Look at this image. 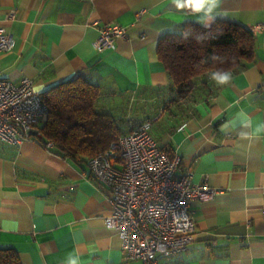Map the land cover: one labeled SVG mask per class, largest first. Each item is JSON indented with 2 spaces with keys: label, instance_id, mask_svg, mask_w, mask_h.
<instances>
[{
  "label": "crops",
  "instance_id": "0c3cea01",
  "mask_svg": "<svg viewBox=\"0 0 264 264\" xmlns=\"http://www.w3.org/2000/svg\"><path fill=\"white\" fill-rule=\"evenodd\" d=\"M221 10L217 20L264 24V0H222ZM185 21L195 17L177 14L170 0H0V26L15 41L0 53V76L15 83L28 77L41 94L87 77L100 85L97 103L110 111L123 100L157 101L149 110L157 113L152 137L180 155L179 173L190 169L193 183L216 192L190 202L196 230L188 248L155 264H264V133L252 134L264 124V28L253 35L252 60L232 72L230 85L217 86L207 74L192 97L163 107L170 79L157 43ZM103 23L124 26L127 36L97 51L92 42ZM241 112L252 120L243 129L247 137L238 123L220 130ZM109 209L87 162L33 138L0 142V248H13L20 264H65L68 254L80 264H142L126 258L116 230L104 225Z\"/></svg>",
  "mask_w": 264,
  "mask_h": 264
},
{
  "label": "built area",
  "instance_id": "2783aa9c",
  "mask_svg": "<svg viewBox=\"0 0 264 264\" xmlns=\"http://www.w3.org/2000/svg\"><path fill=\"white\" fill-rule=\"evenodd\" d=\"M7 17L14 18L15 11ZM262 28L264 24L249 26L253 35ZM97 29L92 42L97 51L127 36L119 24L103 23ZM14 45L11 34L0 26V53ZM47 115L42 94L31 79L23 77L15 83L0 76V142L18 145L31 138L39 142V125ZM150 126V121H144L119 134L87 160L90 177L109 204L104 225L116 230L126 258L142 264L185 251L196 230L190 202L211 200L216 192L206 182L193 183L190 169L179 173L180 155L163 148L150 134ZM40 144L46 149L53 146L50 140Z\"/></svg>",
  "mask_w": 264,
  "mask_h": 264
},
{
  "label": "trees",
  "instance_id": "16d2710c",
  "mask_svg": "<svg viewBox=\"0 0 264 264\" xmlns=\"http://www.w3.org/2000/svg\"><path fill=\"white\" fill-rule=\"evenodd\" d=\"M189 27L193 35L184 39L182 32ZM204 33L212 35L197 43L194 36ZM213 54L223 57V63L213 61ZM157 55L170 79V95L162 102L165 107L167 103H180L192 97L200 77L216 69L234 72L244 67L254 56V36L249 27L238 22L216 20L210 29H205L196 22L185 21L178 31L166 32L159 38ZM101 93L98 83L79 75L43 92L48 115L39 125V143L50 140L58 154L76 163L87 162L119 134L139 126L141 119L152 124V117L157 114H150L149 110L156 109L158 102L146 103L142 99L132 101L130 107L129 100H123L112 112L97 103ZM128 110L134 114L126 117ZM153 131L152 127L150 134ZM0 264H20L18 253L10 247L0 248Z\"/></svg>",
  "mask_w": 264,
  "mask_h": 264
},
{
  "label": "clouds",
  "instance_id": "9594fccd",
  "mask_svg": "<svg viewBox=\"0 0 264 264\" xmlns=\"http://www.w3.org/2000/svg\"><path fill=\"white\" fill-rule=\"evenodd\" d=\"M170 4L177 14L180 16L195 17V22L205 29H210L217 18L223 17L224 15L221 10L222 0H170ZM192 35L193 32L190 27L185 28L182 32L184 39H188V37ZM211 35V33L196 34L194 39L197 43H203ZM211 59L221 63L224 61L223 57L216 54H213ZM209 79L217 86H228L233 81V73L228 69H216L210 72ZM237 123L242 129L240 135L242 137H247L249 133L243 131V129L251 128L252 120L247 114L242 112L238 113L232 121H226L222 124L220 130L222 132H228L231 130V127H234ZM260 133H264V124H257L252 134L259 135ZM65 264H80L79 256L68 254Z\"/></svg>",
  "mask_w": 264,
  "mask_h": 264
},
{
  "label": "rangeland",
  "instance_id": "374dc122",
  "mask_svg": "<svg viewBox=\"0 0 264 264\" xmlns=\"http://www.w3.org/2000/svg\"><path fill=\"white\" fill-rule=\"evenodd\" d=\"M131 102H132V101H131ZM131 102L128 104L129 107H130V105H131ZM133 102H134V101H133ZM130 112L133 113V111H131V110H130ZM134 125H136V124H134Z\"/></svg>",
  "mask_w": 264,
  "mask_h": 264
}]
</instances>
